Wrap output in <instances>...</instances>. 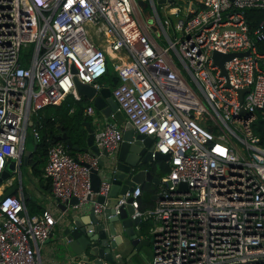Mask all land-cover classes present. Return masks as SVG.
<instances>
[{"label": "built area", "instance_id": "2783aa9c", "mask_svg": "<svg viewBox=\"0 0 264 264\" xmlns=\"http://www.w3.org/2000/svg\"><path fill=\"white\" fill-rule=\"evenodd\" d=\"M147 1L165 44L141 21L137 0H0V176L12 158L20 169L29 120L67 94L79 98L74 77L99 87L110 66L118 109L136 132L153 136L152 156L170 155L153 206L140 208L139 184L117 202L131 197L132 216L151 221L141 235L152 245L151 264H264V147L252 129L264 105V52L254 41L264 34L262 21L252 38L245 17L247 9H264V0H200L198 9L166 1L165 18ZM214 50L248 53L226 59L223 74ZM85 114L94 143L115 150L122 127L100 119L93 104ZM31 130L37 140L35 123ZM98 159L57 140L42 176L58 201L76 196L80 206L108 191V178L91 187ZM3 180L0 264H43L38 243L65 211L29 213L22 189L4 196Z\"/></svg>", "mask_w": 264, "mask_h": 264}, {"label": "water", "instance_id": "95a60500", "mask_svg": "<svg viewBox=\"0 0 264 264\" xmlns=\"http://www.w3.org/2000/svg\"><path fill=\"white\" fill-rule=\"evenodd\" d=\"M166 1L172 0H156L160 4ZM138 2L142 6L146 5L144 0H138ZM236 53L242 54L248 51L228 53L213 51L214 63L221 67L223 74H226L224 61ZM74 81L78 94L91 99L95 110L100 111L105 118L110 117L118 108L109 86L95 87L90 83L79 81L76 77ZM112 81L116 83L117 78L113 77ZM244 90L246 89H238L240 99ZM242 111L245 110L242 109ZM29 124H32V120H29ZM83 125L87 130L84 146L74 143L64 131L55 135L54 139L55 141L64 139L67 146L76 151L99 154L98 167L91 172V187L97 191L103 178H108L110 185L106 194L97 193L93 201L88 200L80 206H74L77 202L76 196H71L65 202L58 201V206L65 212L59 219L61 221L56 247L69 255L73 254L69 259L73 264L78 261L84 264H124L126 258L116 253L122 250L121 246L130 245L131 250L136 252L143 244H149L150 240L141 237L136 227L141 219L139 216H132L134 208L130 204L131 197L117 206L118 198L125 190H132L136 184L148 181L158 185L160 177L146 166L152 164L156 169L158 160L167 161L170 155L154 151L152 156L153 136L135 132L129 120L123 130L122 141L112 152L105 148L100 150L94 143V127L91 120L83 121ZM34 149L35 146L33 150L24 149L21 164H27ZM33 165L34 163L31 164L32 167ZM9 166H13V162ZM10 174L9 168H4L0 181L9 177ZM19 177L20 180L7 187L3 195L13 194L22 189L25 201L36 199V195L29 194L23 188L21 172ZM157 197L158 193L152 195L153 199ZM95 203L102 204L101 208H96Z\"/></svg>", "mask_w": 264, "mask_h": 264}, {"label": "trees", "instance_id": "16d2710c", "mask_svg": "<svg viewBox=\"0 0 264 264\" xmlns=\"http://www.w3.org/2000/svg\"><path fill=\"white\" fill-rule=\"evenodd\" d=\"M245 17L249 25V33L252 38L254 37V30L263 21L262 31L264 34V9H247L245 10ZM255 44L259 51L264 52V36L260 39H255ZM108 73L112 74V77H117L113 69L109 66ZM112 82V81H111ZM88 100L82 95L77 99L72 94H67L66 97L59 104H49L44 106L40 110H44L42 115L38 112L35 126L39 132V137L34 141L35 149L33 159H38L40 165L35 166L33 173L39 176L40 183L46 189L50 187V180L43 178L42 170L43 165L46 162L47 147L49 144L55 142V135L60 132H66L74 143L84 146L86 144L87 130L83 126L84 120H91L89 115L85 114V107ZM73 108V109H72ZM72 109V111H71ZM39 110V111H40ZM255 119L252 123V129L256 135L259 136V143L264 147V105L255 110ZM59 122L60 125L55 127L54 123ZM63 126L61 130L60 127ZM66 145L68 151L75 154L77 151L67 146V143L62 139ZM158 169H155L152 164H147V168L157 174L159 177L166 174L169 171V163L164 159H160L157 162ZM141 187V194L138 196L140 208L145 209L151 207L155 203V199L152 195L159 190V185L152 182H143L139 184ZM26 206L29 213L41 212L43 210L41 204L37 203L33 199L26 200ZM151 221L149 219H142L139 222V232L141 235L148 236V227Z\"/></svg>", "mask_w": 264, "mask_h": 264}, {"label": "crops", "instance_id": "0c3cea01", "mask_svg": "<svg viewBox=\"0 0 264 264\" xmlns=\"http://www.w3.org/2000/svg\"><path fill=\"white\" fill-rule=\"evenodd\" d=\"M179 1L182 2L181 5H185V3H189L194 9H198L199 7H201V1L200 0H179ZM158 4H160V3H158ZM138 6H139L140 11H141V14H140L141 15V17H140L141 18V21H143V23L145 24V27L148 28L149 33L153 37L159 36L158 33H157V29H156V26H157V18L156 17H153V15H152L153 14L152 11H151L152 10V7L150 8L149 11L147 10V8H144V11L145 12L142 13L143 8H142V5L139 2H138ZM162 8H163L162 9V13H159L158 9L156 8L157 9V12H158V16L160 18H165L166 15H170V11H171L170 9H166L164 6ZM169 30H171V28ZM172 34H173V31H172ZM160 37H161V35H160ZM104 75H103L104 77L102 76L101 77V80H99V82L101 84L99 87H101L103 85H106V86H109L110 91H111L112 86L115 83H113V81L111 82L112 84L109 83V80H108L109 73H106ZM111 80H113V77L111 78ZM111 95H112V93H111ZM86 99L88 100V103L89 104H92L93 101L91 99H88V98H86ZM72 109H71V111H72ZM38 112H41L42 115L45 113L44 110H40ZM96 114L102 120H106V119H110V120L113 119V120H115L122 127L123 130H124L125 124L128 121L126 119L125 115L123 114V112L121 110H119L118 108L108 118H105L101 114L100 111H96ZM37 115H38V113L35 116H33V120L34 121L36 120V118H37L36 116ZM33 124L34 123H32L31 125L29 124V126L32 127ZM54 125L56 127L57 125H60V124H59V122L56 121L54 123ZM60 129L62 130L63 129V126H61ZM57 134H59V133H57ZM34 141H35V139L33 137V147L35 146L34 145ZM31 150H33V148ZM33 152H32L31 157L29 158V161L27 162V165H28L27 166V169H28L27 170L28 171L27 174L30 177H28L27 179H23V176H22V181H23L22 182V185H23V188L25 187L26 192H28L29 194L36 195L37 198L36 199H33V200H35L37 203L41 204V206H42L43 209H49L53 213H56L57 214L60 211V209H61L58 206V200L52 195L51 188L49 187V188L46 189L45 187H43L41 185V183H40L39 176L36 175V174H34L33 171H32V170H34V167L35 166H37V165L39 166L40 165V162L36 161V159H33V161H31L32 158H33V155H34ZM12 162H13V166H14V171L11 172L9 178L10 177H14L12 179V181H13L12 183H14V182H17V181L20 180V177H19L20 176V173L19 172H21V166H22V164L20 163V169H19V167H18V160H15L14 158H12V159H10L7 162L6 168H8V166ZM32 163H34L33 167L31 166ZM42 172H43V170H42ZM6 179H4L2 181V184L7 187L9 180H6ZM18 192H16L15 194L16 195H19ZM80 213H83V212H80ZM81 215H83V214H81ZM82 217H85V216H82ZM60 221H58V222L55 223L51 235H49L44 241L38 243V254H39V257H40V259H41V261H42L43 264H67V263H71V261L69 259H70V257L73 254L69 255L66 252H64L63 250H61V249H59V248L56 247V244H57L56 238H57V235L59 234V230H60ZM143 238L148 239V237H143ZM146 246H152V245H151V243H149V244H143L140 247V249L138 251H136V252H134L133 250H131V246L130 245H128L127 247L126 246L125 247H122L121 246L120 249L122 248V250L121 251H116V253L117 254H121L124 258H126L124 264H151L152 254L149 255L148 252H146V249H145Z\"/></svg>", "mask_w": 264, "mask_h": 264}, {"label": "rangeland", "instance_id": "374dc122", "mask_svg": "<svg viewBox=\"0 0 264 264\" xmlns=\"http://www.w3.org/2000/svg\"><path fill=\"white\" fill-rule=\"evenodd\" d=\"M145 2H146V5L145 6H142V8H143V10H142V13H144L145 11H144V8H147V10L149 11L150 10V8H151V4L149 3V1H147V0H145ZM155 3H156V8L158 9V11H159V13H162V7L160 6V4H158L157 2H156V0H155ZM172 5H174V3H172ZM152 11V10H151ZM152 13H153V11H152ZM172 29L171 30H169V32H170V34H172ZM179 34V32H177V35ZM158 41H160L162 44H165L164 43V40L160 37V36H156L155 37ZM32 43H29L25 48H27L28 50H30L31 48H32ZM22 53H24V52H27L25 49H22ZM108 73V72H107ZM105 76V75H104ZM103 76V77H104ZM111 78H112V74L111 73H109V75H108V80H109V83L110 84H112L111 83ZM99 80H101V78L99 79ZM31 126H28V128H27V133H26V139H25V144H24V149H27V150H31L32 148H33V134H32V130H31ZM27 164H22V166H21V173H22V176H23V179H27L28 177H30L27 173H28V169H27ZM8 168H9V170H10V172H13L14 171V166H8ZM156 169H158V167L156 168ZM165 175V174H164ZM41 177H43V176H41ZM44 179H45V177H43ZM24 189H25V187H24ZM26 191V190H25ZM152 246H146V252H148V254L149 255H151L152 254V248H151Z\"/></svg>", "mask_w": 264, "mask_h": 264}, {"label": "flooded vegetation", "instance_id": "af4514ba", "mask_svg": "<svg viewBox=\"0 0 264 264\" xmlns=\"http://www.w3.org/2000/svg\"><path fill=\"white\" fill-rule=\"evenodd\" d=\"M36 161H38V159H36Z\"/></svg>", "mask_w": 264, "mask_h": 264}]
</instances>
